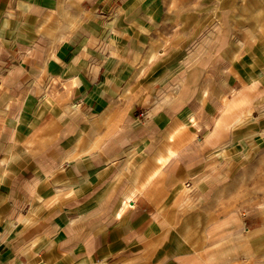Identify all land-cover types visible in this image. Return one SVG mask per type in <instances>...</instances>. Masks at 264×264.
<instances>
[{
	"label": "crops",
	"instance_id": "0c3cea01",
	"mask_svg": "<svg viewBox=\"0 0 264 264\" xmlns=\"http://www.w3.org/2000/svg\"><path fill=\"white\" fill-rule=\"evenodd\" d=\"M239 7L0 0V264L254 256L232 188L264 138V37Z\"/></svg>",
	"mask_w": 264,
	"mask_h": 264
},
{
	"label": "rangeland",
	"instance_id": "374dc122",
	"mask_svg": "<svg viewBox=\"0 0 264 264\" xmlns=\"http://www.w3.org/2000/svg\"><path fill=\"white\" fill-rule=\"evenodd\" d=\"M240 7L233 13V21H243L252 39L264 37V0H240ZM236 151V159L239 163L243 161V183H233V196L247 206L256 228L249 242L255 254H249L240 264H264V138L243 142V155L242 150Z\"/></svg>",
	"mask_w": 264,
	"mask_h": 264
},
{
	"label": "bare ground",
	"instance_id": "6f19581e",
	"mask_svg": "<svg viewBox=\"0 0 264 264\" xmlns=\"http://www.w3.org/2000/svg\"><path fill=\"white\" fill-rule=\"evenodd\" d=\"M250 6H251V4H250ZM258 43H259V42H258ZM257 45H258V44H257ZM251 55H252V53H251ZM245 58H247V57H245ZM245 58H244V59H245ZM258 58H259V57H258ZM249 60H250V59H249ZM250 63H251V62H250ZM247 65H248V64H247ZM248 67H249V66H248ZM248 67H247V68H248ZM245 71H246V70H245ZM256 71H257V70H256ZM253 76H254V75H253ZM260 81H261V80H260Z\"/></svg>",
	"mask_w": 264,
	"mask_h": 264
}]
</instances>
